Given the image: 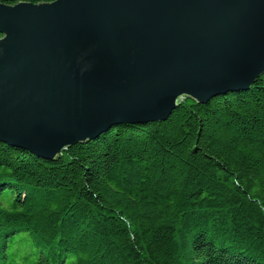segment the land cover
I'll list each match as a JSON object with an SVG mask.
<instances>
[{
  "label": "trees",
  "instance_id": "1",
  "mask_svg": "<svg viewBox=\"0 0 264 264\" xmlns=\"http://www.w3.org/2000/svg\"><path fill=\"white\" fill-rule=\"evenodd\" d=\"M18 241L34 264H264V75L55 161L0 143V264Z\"/></svg>",
  "mask_w": 264,
  "mask_h": 264
},
{
  "label": "water",
  "instance_id": "2",
  "mask_svg": "<svg viewBox=\"0 0 264 264\" xmlns=\"http://www.w3.org/2000/svg\"><path fill=\"white\" fill-rule=\"evenodd\" d=\"M0 143L55 161L264 75V0L0 2Z\"/></svg>",
  "mask_w": 264,
  "mask_h": 264
},
{
  "label": "rangeland",
  "instance_id": "3",
  "mask_svg": "<svg viewBox=\"0 0 264 264\" xmlns=\"http://www.w3.org/2000/svg\"><path fill=\"white\" fill-rule=\"evenodd\" d=\"M19 242L14 245L11 250L9 261L11 264H34L37 259L36 251L30 247L20 246ZM14 256V257H13ZM72 259H69L66 264H72Z\"/></svg>",
  "mask_w": 264,
  "mask_h": 264
}]
</instances>
